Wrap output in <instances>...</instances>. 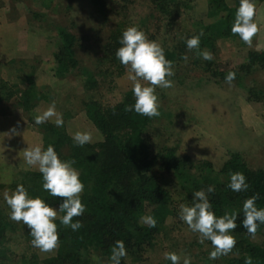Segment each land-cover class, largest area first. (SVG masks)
<instances>
[{"label":"trees","instance_id":"trees-1","mask_svg":"<svg viewBox=\"0 0 264 264\" xmlns=\"http://www.w3.org/2000/svg\"><path fill=\"white\" fill-rule=\"evenodd\" d=\"M147 1L150 13L141 21L146 30L144 32L149 39L159 41L166 58L173 62L174 69L194 65L217 85L226 83L225 77L232 71L236 73L234 81L239 87L243 85L245 74L250 76L264 70V51L249 52L246 61L234 69L221 67L217 58L221 40L247 46L238 35L231 32L239 0H232L231 3L228 0H207L206 14L196 19L193 14L195 0ZM89 2L106 22L110 19L113 22L100 46L103 56L100 57L98 74L102 75L107 68L121 76L127 70L115 53L121 47L119 41L122 33L128 27L136 26L132 24L129 10L132 0ZM153 18L157 20L156 32L147 29ZM201 32L199 50L210 51L214 56L211 61L197 56V50L190 51L187 48L186 40ZM58 35V48L53 53L54 76L64 78L78 70L85 78L87 90L92 91L97 84L96 73L82 67L78 56L80 39L62 27L58 29ZM185 55L187 61L182 58ZM35 75L34 71L28 74V87L18 91L20 106L26 112L38 108L42 101H49L44 93L35 91ZM1 84H4V80H1ZM246 99L251 103H264V88L247 90ZM134 103L132 89L112 106H104L89 96L84 107L87 119L95 126L96 132L92 134V142L82 147L74 143L72 136L76 132L68 130L65 123L62 127L44 126L48 127L44 135V150L52 145L62 160L74 161L73 167L79 171L85 185L81 199L86 211L73 219V222L79 220L83 226L77 231L65 227L59 219L64 213H58L55 223L58 225L59 246L51 251V256L42 257L40 250L31 244L30 230L23 222L17 223L10 219L11 210L5 199L0 198V264H94L96 255L110 264L111 249L118 240L124 242L127 251L121 264H143L163 248V242L168 240L166 223L178 215L175 198L169 187L171 180H174V188L186 205L193 203L195 191L215 186L214 193L209 194V200L217 217L225 213L237 215V228L231 233L237 240L236 246L230 254L221 256L217 262L215 260L216 264H245L248 256L252 257L253 264H264V241H255L257 236L264 235V224L259 226L255 238L247 233L242 224L243 203L246 199L258 193L256 206L258 209L264 208V168H251L238 152L229 153L222 168L216 170L208 161H194L182 156L177 146H164L161 149L150 135L159 116L149 118L134 110L127 111L126 107ZM69 120L71 127L72 119ZM235 172L246 176L249 185L247 191L234 192L227 187L231 174ZM20 184L25 186L30 197H40L52 207L58 209L63 202L62 198L53 197L43 189L39 171L25 174L22 181L9 187L15 191ZM144 216L155 218L156 226L141 224L140 218ZM17 247L23 250L22 256L17 254ZM165 264L172 262L166 260Z\"/></svg>","mask_w":264,"mask_h":264},{"label":"rangeland","instance_id":"rangeland-1","mask_svg":"<svg viewBox=\"0 0 264 264\" xmlns=\"http://www.w3.org/2000/svg\"><path fill=\"white\" fill-rule=\"evenodd\" d=\"M195 4L194 18H201L206 14L208 1L195 0ZM255 4L256 22L260 30L253 38L252 47L221 40L217 52L221 67L238 68L246 61L249 52L264 51V0H255ZM149 7L147 0H132L129 9L132 24L143 31L146 30L141 21L149 16ZM111 20L106 22L96 13L89 0H0L2 200L5 192H13L9 186L22 181L25 174L39 171L38 167L25 164L22 151L29 146H40L44 150V135L48 128L44 126H56V117L43 124H36L35 116L42 114L55 102V110L62 116L68 130L89 131L93 134L96 128L87 119L84 107L89 96L104 106H112L132 89L127 72L119 76L105 68L102 75L98 74L100 57L103 56L100 46L113 26ZM151 22L147 29L156 32L157 20L153 18ZM60 27L68 29L80 39L78 56L82 67L96 73L97 84L93 92L87 90L85 78L78 70L64 78L54 76L53 53L58 48ZM32 71L36 74L35 91L44 93L49 101H42L38 108L26 112L20 106L18 91L28 87L26 76ZM174 72L171 79L174 87L156 89L161 114L153 124L150 135L161 149L164 146H177L182 156H188L194 161H208L216 170L222 168L229 153L238 152L251 168H264V103H251L246 99L247 90L264 88V70L250 76L245 74L241 87L235 81L217 85L194 65H184L179 70L175 67ZM1 80H4V84H1ZM68 117L72 119V128ZM169 187L175 198L178 215L166 223L168 240L163 242L164 249L158 250L143 264H165L166 252H176L182 259L190 256L191 263L216 264L220 257L216 262L209 259L210 252L214 250L210 242L200 243L199 234L191 231L180 219L179 206L185 203L174 188V180H171ZM255 241L263 242L264 235L257 236ZM16 250L22 256L23 250L19 247ZM39 253L42 257L51 256V252ZM94 264L106 263L96 255Z\"/></svg>","mask_w":264,"mask_h":264},{"label":"clouds","instance_id":"clouds-1","mask_svg":"<svg viewBox=\"0 0 264 264\" xmlns=\"http://www.w3.org/2000/svg\"><path fill=\"white\" fill-rule=\"evenodd\" d=\"M257 8L254 0H239V7L235 13V20L231 28L233 35L239 38L249 47L253 45V38L259 32L256 22ZM200 35L186 40L187 48L197 50V56L204 60L214 59L213 54L207 49L200 51ZM115 55L125 67L128 79L132 82V92L135 98L134 105H128L127 111L149 118L160 116L159 97L156 89H168L174 87V81L170 77L175 75L174 65L166 58L164 48L156 41L148 38L146 33L138 26H130L123 33ZM187 61L188 57H182ZM236 73L229 71L225 82L231 84ZM56 117L57 127L63 126V119L56 110L53 102L46 111L35 116L36 124H43ZM14 131V130H13ZM72 139L77 146H84L92 142V133L89 131H77ZM23 152V160L29 167H38L42 174L43 189L53 197L62 198L59 208L52 207L40 197L32 198L23 184L17 186L11 194L4 193V199L9 206L10 219L19 223L23 222L30 230L31 244L42 252L54 251L60 243L58 225L55 223L58 213H64L59 219L65 227L73 231L79 230L83 225L75 217L82 216L86 211V205L81 196L85 185L80 179L79 171L73 167L74 161L62 160L54 146L49 145L46 150L40 146H29ZM234 192L247 191L249 185L243 173L235 172L230 176L227 185ZM215 186L195 191L191 205L179 206V217L188 228L199 234L200 243L210 241L213 251L209 259L216 260L221 256L230 254L236 246L237 240L231 234L237 228V215L225 213L217 217L209 200V194L214 193ZM259 194H254L243 203V227L247 233L255 238L261 224H264V208H257L256 201ZM141 224L155 227L157 221L151 216L140 218ZM127 256L125 244L122 240L115 242L111 249L110 264H121L122 258ZM165 259L172 264H191L190 256L183 259L176 252H166ZM245 264H253L252 257L245 259Z\"/></svg>","mask_w":264,"mask_h":264}]
</instances>
